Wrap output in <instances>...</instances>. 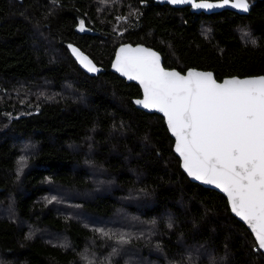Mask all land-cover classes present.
<instances>
[{
	"label": "trees",
	"instance_id": "1",
	"mask_svg": "<svg viewBox=\"0 0 264 264\" xmlns=\"http://www.w3.org/2000/svg\"><path fill=\"white\" fill-rule=\"evenodd\" d=\"M248 3L0 0V264H264L224 196L182 172L162 117L133 105L137 84L109 69L127 41L179 71L264 75V0Z\"/></svg>",
	"mask_w": 264,
	"mask_h": 264
},
{
	"label": "snow or ice",
	"instance_id": "2",
	"mask_svg": "<svg viewBox=\"0 0 264 264\" xmlns=\"http://www.w3.org/2000/svg\"><path fill=\"white\" fill-rule=\"evenodd\" d=\"M229 2L223 0V4ZM192 6L222 5L204 2ZM232 6L249 10L248 0H234ZM72 51L81 57L77 49ZM86 60L81 58V63L95 72L96 67ZM113 67L139 81L144 98L135 101L137 104L167 118L176 138L175 151L188 175L226 193L232 212L249 225L259 248L264 249V76L223 83H217L212 73L189 70L183 76L164 70L150 49L129 45L119 49ZM120 241L126 242L123 236Z\"/></svg>",
	"mask_w": 264,
	"mask_h": 264
},
{
	"label": "water",
	"instance_id": "3",
	"mask_svg": "<svg viewBox=\"0 0 264 264\" xmlns=\"http://www.w3.org/2000/svg\"><path fill=\"white\" fill-rule=\"evenodd\" d=\"M153 2H157L159 4H168L170 6H173V7H182V6H187L189 11L191 12H199V11H203L205 13H209V12H214V11H220L222 9H229V10H232V11H235L237 13H246L245 11H243L242 9H238V8H235L232 6V3L234 2V0H230V2L228 4H223V0H191V2H188V3H179V4H173L170 2V0H152ZM211 3L213 5H222L220 7H213V8H195L193 7V3ZM124 45H129L131 46L132 48H136V47H143L145 49H150L152 52L156 53V55L160 58V66L166 70V71H176V72H179L181 75L183 76H186L189 72V70H194V71H197V72H202V73H212L213 75V72L211 70H208V69H200V68H196V67H187L184 71H179L177 70L176 68H173V67H165L163 64H162V57L160 55V53L152 48L151 46H148V45H145L143 43H130V42H121L119 44H117L113 50V54H112V57L110 59V62H109V69L110 71L116 73L119 77L123 78L125 81H131V82H134L135 84H137V86L139 87V90H140V95L139 96H136V97H132L131 98V101L133 103V105L137 108H140L146 112H153V113H157L159 114L162 119H163V122H164V125L167 129V132L168 134L170 135V137L172 138V145H171V148H172V151L173 153L176 155V157L178 158V161H179V167L180 169L182 170V172L188 177V179L194 181V182H197L199 183L200 185L202 186H205V187H209V188H212V189H215L216 191H218L219 193H221L225 200H226V203H227V206H228V209L230 211V213L232 215H234L236 217V219H238L241 223L244 224V226L248 229V231L251 233V235L253 236L255 242H256V245L257 247L259 248L258 246V243L255 239V235L254 233L252 232L251 228L249 227V225L243 221L240 217H238L235 213L232 212L231 210V206H230V203H229V200H228V197H227V194L224 193L220 188H217L215 185H212V184H207V183H204L203 181L201 180H196L194 177H191L188 175V173L185 171V169L182 167V158L180 157V155L175 151V145H176V138L175 136L172 134V132L169 130V127H168V124H167V118L164 116V114L156 109H149V108H145L143 107V105L141 104H137L135 101L137 100H143L144 98V92H143V88L142 86L140 85L139 81L138 80H133V79H129L127 76H124L121 72L117 71L116 68L113 67V64L116 62V59H117V54L119 52V49L124 46ZM80 54H81V57L78 58V55L77 53H74V56L79 64V66L81 67L82 70H84L85 72H88V73H94V72H90L88 71V68H86L84 66L83 63H81V58L83 57H86L87 60L85 61V63H87V61H91L85 54H83L82 52L78 51ZM92 65H94L96 67V71L100 70V67L98 65H96L95 63H93L91 61ZM95 71V72H96ZM260 76H264L263 74H253V75H243V76H237V75H229V76H224L222 77L221 79H216L213 75V79L216 80L217 83H223L224 80L226 79H232V78H237V79H246V78H258ZM259 250L264 254V249H260Z\"/></svg>",
	"mask_w": 264,
	"mask_h": 264
},
{
	"label": "rangeland",
	"instance_id": "4",
	"mask_svg": "<svg viewBox=\"0 0 264 264\" xmlns=\"http://www.w3.org/2000/svg\"><path fill=\"white\" fill-rule=\"evenodd\" d=\"M81 23H82V22L79 21L78 24H77V26H76V28L79 29V30H83V29H84V26H83V29H81ZM86 194H87V193H84L82 196H83V197H84V196H88V195H86ZM73 214H74V215H79V212H78V211H73ZM79 216H80L81 218H83L82 215H79ZM84 216H85V215H84ZM105 229L108 230L112 235L118 237V239L115 240V241H117V242H115V243H116V245L119 246L120 243H122V242L120 241V237H121V236L124 237V233H123V231H122L121 229L113 230L111 227H108V226H106ZM116 245L113 246V247H116ZM125 257H127V256H125ZM128 260H130V262H134L135 264H144V263H142V262L139 261V257L136 256V254H134V255H133L132 257H130Z\"/></svg>",
	"mask_w": 264,
	"mask_h": 264
}]
</instances>
